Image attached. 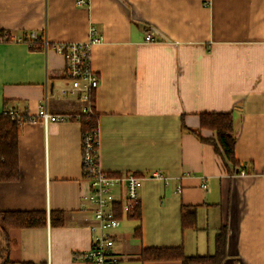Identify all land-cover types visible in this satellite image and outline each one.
Here are the masks:
<instances>
[{"label":"crops","instance_id":"0c3cea01","mask_svg":"<svg viewBox=\"0 0 264 264\" xmlns=\"http://www.w3.org/2000/svg\"><path fill=\"white\" fill-rule=\"evenodd\" d=\"M77 1L0 0V29L11 39L0 41V113L32 119L20 125L21 176L0 184V210L48 215L45 226L9 230V258L86 264L72 258L92 237L81 123L36 117L47 87L52 115L82 111L81 95L62 91L71 87L67 62L52 46L86 42L95 26L100 166L143 177L140 224L124 218L115 232L122 264H172L142 262L152 248L214 254L223 226L224 264H264V0ZM33 32L46 35L47 51L33 47ZM208 113L233 114L239 172L189 131L214 138L200 127ZM183 207L195 212L193 228L182 224ZM51 212L64 225H52Z\"/></svg>","mask_w":264,"mask_h":264},{"label":"built area","instance_id":"2783aa9c","mask_svg":"<svg viewBox=\"0 0 264 264\" xmlns=\"http://www.w3.org/2000/svg\"><path fill=\"white\" fill-rule=\"evenodd\" d=\"M77 5H88L85 0H78ZM9 38L0 37V41ZM37 32L30 35V40L39 39ZM43 49L47 51L51 44L44 34ZM102 42V36L95 26H91L86 42L57 43L52 48L63 56L67 62L66 76L71 87L63 89L65 93H79L84 102L82 112H91V95L96 93L100 85V76L92 68V47ZM146 42H155L151 33L146 35ZM48 87L45 98L37 113L38 120L45 125L50 122L69 121L71 116L52 115L48 108ZM13 118L18 115L9 111ZM83 177L89 188L83 196L82 209L91 214V247L84 252H76L72 258L86 264H122V258L115 251V232L124 218L133 213L140 205V190L143 177L133 173L111 174L100 166L99 136L87 135L82 144ZM158 176V175H157ZM205 187V185H204Z\"/></svg>","mask_w":264,"mask_h":264},{"label":"trees","instance_id":"16d2710c","mask_svg":"<svg viewBox=\"0 0 264 264\" xmlns=\"http://www.w3.org/2000/svg\"><path fill=\"white\" fill-rule=\"evenodd\" d=\"M0 29V37L5 36ZM5 42H10L7 38ZM31 42V41H30ZM34 48L43 49L42 38L32 41ZM95 93L91 95V112H80L71 116V120L81 123L82 138L93 134L98 137V115L95 111ZM18 115V114H17ZM32 120L25 115L13 118L9 110L0 113V184L17 182L20 179L18 142L20 125L22 122ZM200 127L215 133L214 138H205L195 130H189L198 138L212 145L216 153L222 157L225 163L231 164L235 172H239L240 164L235 155L236 133L232 113L202 114ZM128 219L141 222V204L128 216ZM48 215L46 211H3L0 210V237L2 243V255L0 264H36L33 262H15L9 258L10 236L9 230L36 228L47 225ZM52 225L62 226L65 216L61 212H51ZM196 223L193 208H182V224L185 228H193ZM140 226L137 228L139 232ZM227 227L223 226L216 236L214 254L187 256L181 247L176 248H152L143 249L140 254L142 262H179L180 264H224L227 256Z\"/></svg>","mask_w":264,"mask_h":264},{"label":"rangeland","instance_id":"374dc122","mask_svg":"<svg viewBox=\"0 0 264 264\" xmlns=\"http://www.w3.org/2000/svg\"><path fill=\"white\" fill-rule=\"evenodd\" d=\"M2 243H3V241H2V239H1V237H0V257H2L3 258V253H2ZM210 253H212V252H210ZM132 264H135V263H133V262H131ZM172 264H178V263H175V262H172Z\"/></svg>","mask_w":264,"mask_h":264}]
</instances>
